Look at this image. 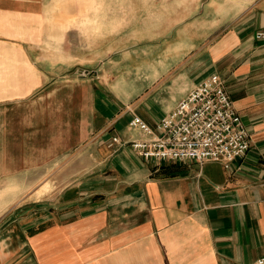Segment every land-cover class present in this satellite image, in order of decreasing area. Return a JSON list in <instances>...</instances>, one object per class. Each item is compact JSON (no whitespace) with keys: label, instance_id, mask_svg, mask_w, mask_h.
Wrapping results in <instances>:
<instances>
[{"label":"crops","instance_id":"0c3cea01","mask_svg":"<svg viewBox=\"0 0 264 264\" xmlns=\"http://www.w3.org/2000/svg\"><path fill=\"white\" fill-rule=\"evenodd\" d=\"M107 10L108 48L93 65L79 69L78 55L47 38L27 60L35 79L24 92L63 97L37 133H0V264L263 258L264 0H119ZM213 74L249 134L243 159L227 170L146 160L130 147L144 138L133 116L155 128ZM34 173L45 176L30 182Z\"/></svg>","mask_w":264,"mask_h":264},{"label":"rangeland","instance_id":"374dc122","mask_svg":"<svg viewBox=\"0 0 264 264\" xmlns=\"http://www.w3.org/2000/svg\"><path fill=\"white\" fill-rule=\"evenodd\" d=\"M110 1L0 0L1 134L11 133L22 140L25 134L37 133L35 130L39 129L42 119L56 117L55 101L59 98L61 101L63 94H56L54 88H49L47 93L39 88L32 93L24 92L31 79H35L27 60L39 57L40 40L47 38L49 43H64V54L78 55L81 58L79 69L93 65L89 60L108 48L104 42V35L108 32L104 29V22L112 15L107 12V7L110 5L112 11L119 9V0H112V4ZM176 1L183 3L185 0ZM190 1L192 5L206 2ZM207 1L211 3V0ZM115 16L119 17V14ZM29 41L35 45H29ZM60 83L70 84V81L64 79L51 84ZM47 102H51V107L47 108ZM43 176L34 173L28 179L35 182Z\"/></svg>","mask_w":264,"mask_h":264},{"label":"built area","instance_id":"2783aa9c","mask_svg":"<svg viewBox=\"0 0 264 264\" xmlns=\"http://www.w3.org/2000/svg\"><path fill=\"white\" fill-rule=\"evenodd\" d=\"M264 38L262 34L257 36ZM129 127L144 138L130 147L142 158L167 162H218L227 170L245 157L249 134L236 114L224 86L213 74L192 89L175 109L149 127L133 116ZM112 143H119L113 138ZM252 264H264V257Z\"/></svg>","mask_w":264,"mask_h":264},{"label":"water","instance_id":"95a60500","mask_svg":"<svg viewBox=\"0 0 264 264\" xmlns=\"http://www.w3.org/2000/svg\"><path fill=\"white\" fill-rule=\"evenodd\" d=\"M81 74L85 76V75L88 74V71H85V70L84 71H81Z\"/></svg>","mask_w":264,"mask_h":264}]
</instances>
